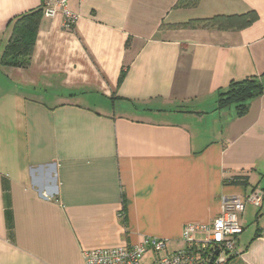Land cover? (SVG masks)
I'll list each match as a JSON object with an SVG mask.
<instances>
[{
    "label": "crops",
    "instance_id": "crops-1",
    "mask_svg": "<svg viewBox=\"0 0 264 264\" xmlns=\"http://www.w3.org/2000/svg\"><path fill=\"white\" fill-rule=\"evenodd\" d=\"M179 1L69 0L71 28L41 15L29 64H0V264H86L144 235L182 248L185 224L253 190L226 264H264V92L215 109L232 80L264 86V0ZM39 5L0 0V54ZM249 11L239 30L180 26Z\"/></svg>",
    "mask_w": 264,
    "mask_h": 264
},
{
    "label": "built area",
    "instance_id": "built-area-1",
    "mask_svg": "<svg viewBox=\"0 0 264 264\" xmlns=\"http://www.w3.org/2000/svg\"><path fill=\"white\" fill-rule=\"evenodd\" d=\"M69 0H40L44 17L60 11L64 26L71 28L77 15L69 8ZM263 200L261 190L223 198L221 211L205 224L188 223L182 228V248L169 250L168 241L144 235L135 244L84 251L86 264H226L237 252V241L243 231L241 214L248 204L259 206ZM150 260L143 263L144 256Z\"/></svg>",
    "mask_w": 264,
    "mask_h": 264
},
{
    "label": "trees",
    "instance_id": "trees-1",
    "mask_svg": "<svg viewBox=\"0 0 264 264\" xmlns=\"http://www.w3.org/2000/svg\"><path fill=\"white\" fill-rule=\"evenodd\" d=\"M186 1L180 0L179 3ZM196 1L192 0V3H196ZM41 15L42 10L39 6L35 10L21 13L9 21L10 35L0 54V64L23 67L29 64ZM256 19L257 14L254 11H249L243 14L214 15L207 18L193 19L180 26L239 30ZM123 74L124 70L122 69L119 81L122 79ZM263 92L264 86L256 77L232 80L225 88L217 91L215 109H222L232 105L237 115H243L249 107V102ZM229 182L246 184V180L241 177H234Z\"/></svg>",
    "mask_w": 264,
    "mask_h": 264
},
{
    "label": "rangeland",
    "instance_id": "rangeland-1",
    "mask_svg": "<svg viewBox=\"0 0 264 264\" xmlns=\"http://www.w3.org/2000/svg\"><path fill=\"white\" fill-rule=\"evenodd\" d=\"M247 219H249V216H247ZM249 220H250V219H249ZM251 224H252V223L249 222V223H248V226H250ZM248 226H247V227H248ZM177 246H178V245H176V244L173 243V244H171L170 246L168 245V248H169V250H177V249H179V248H176V249H175V247H177ZM150 258H151L150 255H146V256H144L143 259H142L143 263H146L147 261H149Z\"/></svg>",
    "mask_w": 264,
    "mask_h": 264
}]
</instances>
